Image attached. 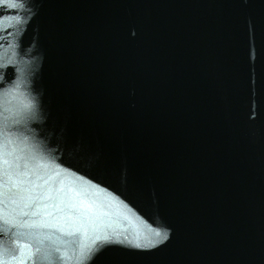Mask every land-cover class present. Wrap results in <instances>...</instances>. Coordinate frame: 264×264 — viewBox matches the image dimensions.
Instances as JSON below:
<instances>
[{"label": "water", "instance_id": "water-1", "mask_svg": "<svg viewBox=\"0 0 264 264\" xmlns=\"http://www.w3.org/2000/svg\"><path fill=\"white\" fill-rule=\"evenodd\" d=\"M0 100L71 196L6 207L3 264H264V0L0 5Z\"/></svg>", "mask_w": 264, "mask_h": 264}, {"label": "snow or ice", "instance_id": "snow-or-ice-1", "mask_svg": "<svg viewBox=\"0 0 264 264\" xmlns=\"http://www.w3.org/2000/svg\"><path fill=\"white\" fill-rule=\"evenodd\" d=\"M22 3L23 0H12L11 3L8 0H0V5L9 8H16L18 4L22 5ZM2 112L3 104L2 100H0V116H2ZM17 115L19 116L20 113L18 112ZM35 115V113H32L31 118L35 119ZM18 123V120H14L12 127L6 131L3 121L0 120V215L3 214L4 209L7 207L12 213L17 214L18 217H35L39 214L41 207H53L51 204L41 205L39 201L57 199L59 203L56 205V209H59L60 204L65 203V199L71 200V196L68 193L61 192L59 189L56 191H52L50 188L45 190V186L49 184L51 179V177L45 178L48 166L42 164L40 162L42 157L32 146L25 143L28 140V135H24L22 140L16 135L15 125ZM19 144H25V147H29V152L25 153L19 147ZM33 203H35V210L31 212L25 211ZM69 206L65 204V207ZM16 227L22 229L35 228L36 221L22 219ZM167 238L166 232L157 230L150 237L146 236L134 240L113 241L105 237L100 246L103 247L104 243H121L123 246L135 249L140 253H149ZM13 243L18 244L17 241H13ZM19 251L20 247L13 248L9 251V256L16 260ZM57 251L59 250L57 249ZM96 251H99V249H96ZM88 258L90 259L91 255ZM0 264H3L2 260H0ZM19 264H27V262H19Z\"/></svg>", "mask_w": 264, "mask_h": 264}]
</instances>
